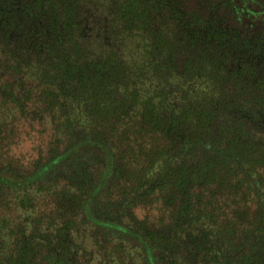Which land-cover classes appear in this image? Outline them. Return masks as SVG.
Returning a JSON list of instances; mask_svg holds the SVG:
<instances>
[{
    "label": "trees",
    "instance_id": "trees-1",
    "mask_svg": "<svg viewBox=\"0 0 264 264\" xmlns=\"http://www.w3.org/2000/svg\"><path fill=\"white\" fill-rule=\"evenodd\" d=\"M37 103L0 264H264V0H0V125Z\"/></svg>",
    "mask_w": 264,
    "mask_h": 264
},
{
    "label": "rangeland",
    "instance_id": "rangeland-1",
    "mask_svg": "<svg viewBox=\"0 0 264 264\" xmlns=\"http://www.w3.org/2000/svg\"><path fill=\"white\" fill-rule=\"evenodd\" d=\"M103 25L107 27L106 23ZM28 84L25 83L26 86ZM28 88L31 86L28 85ZM29 97H24V105L17 107V112L30 105ZM37 107L39 112L31 113L28 123L17 116L5 119V124L0 125V212L4 211L5 214L12 211L15 199L22 201L26 207L36 206L44 194L40 187L44 184L42 180L51 177L55 171L50 166L42 168L46 161L41 158L47 157L50 141L45 128L51 125V120L46 117L43 104L37 103ZM79 152L82 151L77 149L75 155H79ZM83 152L91 156L87 149ZM154 212V209L148 210L150 216ZM132 244L133 248L127 249L126 255L133 257V263L142 264V253L138 251L136 243ZM103 256L104 260L105 257L109 258L107 254Z\"/></svg>",
    "mask_w": 264,
    "mask_h": 264
}]
</instances>
